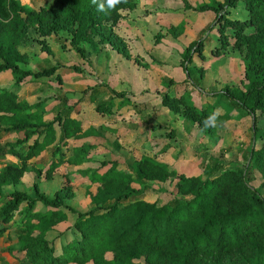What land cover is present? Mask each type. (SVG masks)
<instances>
[{
    "label": "trees",
    "instance_id": "obj_1",
    "mask_svg": "<svg viewBox=\"0 0 264 264\" xmlns=\"http://www.w3.org/2000/svg\"><path fill=\"white\" fill-rule=\"evenodd\" d=\"M48 1V5L33 8L19 0H0V72H9L15 85L27 75L48 76L55 71L54 65L38 70L18 66L29 58L20 50L29 30L44 36L63 29L69 33L70 44L84 56V42L95 51L100 43L112 44L106 31L117 23L122 10L135 6L134 0H121L115 8H109L107 0L95 4L92 0ZM99 3H104L105 10H98ZM238 3L246 13L241 18L230 17V8ZM200 9L216 11L219 44L215 51H239L243 71L239 82L216 91L213 105L202 107L198 114L208 111L212 115L211 110L224 103L223 96L227 97L228 109L219 114L218 121L230 117L238 107L243 109L252 133L243 161L229 165L219 155L209 156L202 170L192 166L178 173L173 166L143 154L131 160L127 168L119 169L115 162L102 172L84 168L86 192L92 203L85 210L64 203L71 196L66 176L53 196L38 189L34 195L12 191L0 205V235L10 226L19 204L26 202L17 229L25 264H264V121L259 124L264 119V0H224L203 4ZM213 26H207V31ZM206 37L185 48L189 61L192 51L202 55ZM38 40L49 49L43 39ZM185 67L189 74L191 69ZM90 98L97 101L98 96L91 94ZM51 99L48 95L27 104L0 88V117L3 112L11 117L18 114L19 125L14 128L24 127L25 135L44 132L43 139L35 138L27 145L19 165L7 164L0 169L1 194V185L15 184L28 169L27 159L46 144H54L51 156L35 173L42 170L49 175L64 163V142L78 134L80 126L70 114L71 108H65L62 116L40 120ZM54 120L60 131L58 139ZM258 138L261 144L256 146ZM91 145L76 147L72 161L79 163ZM155 187L170 193L166 202L140 196L147 188L157 190ZM38 201L43 209L34 208ZM62 208L72 214L73 221L67 227L72 237L57 252L55 242L47 236L66 220Z\"/></svg>",
    "mask_w": 264,
    "mask_h": 264
},
{
    "label": "rangeland",
    "instance_id": "obj_2",
    "mask_svg": "<svg viewBox=\"0 0 264 264\" xmlns=\"http://www.w3.org/2000/svg\"><path fill=\"white\" fill-rule=\"evenodd\" d=\"M19 1L33 8L49 3L48 0ZM134 1L135 6L122 10L117 23L106 31L112 44L100 43L95 51L84 42V56L70 44L69 33L63 29L44 36L29 30V37L20 48L28 52L29 58L19 63L20 67L38 70L55 66L54 73L48 76H25L30 101L49 95L52 99L46 103L45 118L62 116L65 108H71L70 114L75 115L80 126L78 134L64 142L67 152L59 170L46 178L41 174L22 182L21 189L29 194L34 195L38 189L48 190L53 196L66 176L71 196L64 203L85 210L92 203L86 192L84 168L102 172L111 162L119 169L127 168L131 160L147 154L173 166L178 173H185L192 166L202 170L209 156L219 155L229 165L241 163L244 153L250 149L252 133L243 109L238 107L230 117L222 122L216 120L210 127L204 121L211 114L208 111L198 114L202 107L213 105L216 91L236 84L242 77L239 51H215L219 44L215 36L216 11L200 9L203 4L214 5L224 0ZM244 13L245 9L238 3L230 8L228 15L241 18ZM210 24L214 26L207 31ZM204 36L207 37L202 55L192 51L189 61L185 48L195 46L199 37ZM38 39H43L49 49ZM186 65L191 69L189 74ZM91 94L98 96L97 101L90 98ZM97 102H100L99 108ZM223 102L211 111L219 109L223 113L228 109L226 96ZM260 120L262 124L264 119ZM53 125L58 136L56 121ZM82 144L92 145L81 161L74 163L75 148ZM260 144L258 138L255 145ZM155 188H147L140 196L166 202L170 193ZM24 207L25 202L19 204L14 213L9 236H0L3 239L0 264L26 263L25 251L20 249L17 240ZM34 208L44 206L38 201ZM62 210L66 220L47 236L55 242L57 252L72 237L67 228L73 221L72 214L65 208Z\"/></svg>",
    "mask_w": 264,
    "mask_h": 264
},
{
    "label": "crops",
    "instance_id": "obj_3",
    "mask_svg": "<svg viewBox=\"0 0 264 264\" xmlns=\"http://www.w3.org/2000/svg\"><path fill=\"white\" fill-rule=\"evenodd\" d=\"M23 51H25L28 54V52L25 49H23ZM18 66L20 67V65H18ZM26 79L27 78L24 77L19 84L15 85L13 83V79H12L10 73L3 70L0 72V88L5 89V90H9L12 93H15L17 95L18 101H20V102L24 101L27 104L34 103L37 100H39L40 98H44L45 96L44 97L38 96L37 100H35L33 102L30 101L31 100L30 94L26 93L27 92L26 90L28 89L27 85L25 83ZM45 107H46V104L44 106V111L40 117V120H42V121H47V119L43 115L46 111ZM1 112L2 111H0V113ZM3 113H2L3 117L2 116L0 117V169L7 164L19 165L20 157L23 156V153L26 152L27 145L32 143L35 140V138H38V140L43 139V134H44L43 131H41V132L38 131V132L31 133L30 135H25L24 127L21 128V126H20L17 129L14 128V127H16V125H19L16 122L18 117H19L18 114L16 116L12 115V117H11V114L9 112H7V113L3 112ZM21 115H23V113ZM53 129H54V135L56 136L57 130L54 127V125H53ZM56 138L58 139L59 136H56ZM52 145H54V144L53 143L46 144L37 154L31 155L27 159L28 169L23 171L22 175L20 176V178L18 179V181L15 184L9 183V184H4V185L2 184L1 185L2 194L0 193V205L3 202H5V200H6L5 195L11 193L12 191L17 190V191L23 192L24 189H21V184L29 176L33 177L35 175L39 176V175L43 174V176L46 178V176L49 177L51 175V174H49V175L45 176L44 172H42V170H40V173L37 175L35 173V170L36 169H38V170L42 169L44 167V164L49 160V157L51 156ZM49 147H50V153H48ZM62 165L59 166V168L57 170H59L60 167H62ZM33 181H36V180L33 179ZM36 183L37 182H35V184ZM60 186L61 185L59 183V187ZM44 191H46V190H44ZM46 192L49 194L48 190ZM10 226H11V222H10ZM10 226L5 231V233H4L5 235L4 234L0 235L1 237L2 236H6V237L9 236L8 230H9ZM55 230H56V226H55ZM50 232L48 234H50ZM0 244L3 245V239H1V238H0ZM9 260H10V257H9Z\"/></svg>",
    "mask_w": 264,
    "mask_h": 264
},
{
    "label": "clouds",
    "instance_id": "obj_4",
    "mask_svg": "<svg viewBox=\"0 0 264 264\" xmlns=\"http://www.w3.org/2000/svg\"><path fill=\"white\" fill-rule=\"evenodd\" d=\"M92 2L95 4V3H97V0H92ZM119 3H121V0H107V5L109 8H115V6ZM98 10H100V11L105 10L104 3L98 4ZM219 114H220V110L217 109L211 116L206 118V120L204 121L205 126L206 127L214 126Z\"/></svg>",
    "mask_w": 264,
    "mask_h": 264
}]
</instances>
